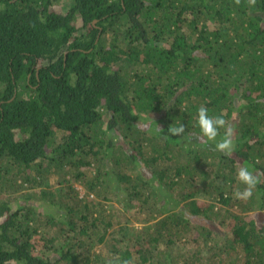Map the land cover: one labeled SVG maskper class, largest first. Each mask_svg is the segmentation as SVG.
<instances>
[{
  "label": "trees",
  "instance_id": "trees-1",
  "mask_svg": "<svg viewBox=\"0 0 264 264\" xmlns=\"http://www.w3.org/2000/svg\"><path fill=\"white\" fill-rule=\"evenodd\" d=\"M0 264H264V0H0Z\"/></svg>",
  "mask_w": 264,
  "mask_h": 264
},
{
  "label": "clouds",
  "instance_id": "clouds-1",
  "mask_svg": "<svg viewBox=\"0 0 264 264\" xmlns=\"http://www.w3.org/2000/svg\"><path fill=\"white\" fill-rule=\"evenodd\" d=\"M225 124V121L222 116H217L213 118L208 114V109L204 106H201L198 109V125L204 136L209 139H214L217 136L218 129ZM171 132L174 135L184 134V126L171 128ZM230 133V130H229ZM219 150L225 151L227 153L231 152L232 144L230 139H223L219 141L216 145ZM238 177L241 182H243L247 187L241 191L237 192L236 195L238 198L247 199L252 195V188L256 184V178L253 173L249 170L247 166L241 167L238 171Z\"/></svg>",
  "mask_w": 264,
  "mask_h": 264
},
{
  "label": "rangeland",
  "instance_id": "rangeland-1",
  "mask_svg": "<svg viewBox=\"0 0 264 264\" xmlns=\"http://www.w3.org/2000/svg\"><path fill=\"white\" fill-rule=\"evenodd\" d=\"M58 10H62V9H65L66 7H65V3H61V4H59V5H56L55 6ZM231 128L229 127V130H230ZM183 144L185 143V144H190V142H188V141H183L182 142ZM231 144H232V142H231ZM232 146H233V144H232ZM182 147V145H180V146H175L174 145V149L177 151V150H179L180 148ZM145 152L146 153H148V152H150V149H151V146L149 145V146H146L145 148ZM170 163V162H169ZM94 167H96V166H94ZM97 169V167L96 168H93V170H92V172H91V174L93 175L94 173H95V170ZM172 172H173V170H172ZM57 177H59V176H50V178H49V183H50V185L52 186V185H56L55 184V181H57L56 179H57ZM75 184V183H74ZM61 186V185H60ZM76 187L78 188V189H80V195H84V193H85V191H86V189L85 188H82L81 186H79V185H76ZM31 188L32 189H30L29 188V190H31V191H33L35 194H36V196H32L34 199H30L29 200V203L30 204H32V205H35V206H39V204H37V202H36V200H38L39 198H40V195H39V191H40V188L38 187V185H32L31 186ZM28 190V191H29ZM74 194H75V192H74ZM98 206H100V205H98ZM37 207H36V209H37ZM49 207H51V206H49ZM180 208H183V206H179ZM179 207H177V210L179 209ZM65 210V209H64ZM63 211V210H62ZM46 212L47 213H57V212H59V213H61V208L60 207H57V208H49V209H47L46 210ZM257 213H256V215L257 214H259L261 211H256ZM128 213V215L127 216H130V217H132V218H134V214H133V211H131L130 213L129 212H127ZM46 214H45V216H43V218H46ZM219 232V235H220V233H221V231L219 230L218 231ZM95 243V242H94ZM48 255H53L50 251L48 252ZM55 256V255H54ZM54 256H52V257H54Z\"/></svg>",
  "mask_w": 264,
  "mask_h": 264
}]
</instances>
